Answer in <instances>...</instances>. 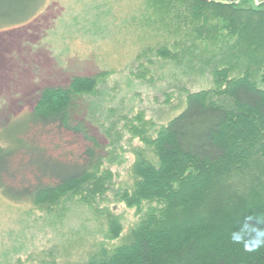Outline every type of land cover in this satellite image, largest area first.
Here are the masks:
<instances>
[{"label": "trees", "instance_id": "16d2710c", "mask_svg": "<svg viewBox=\"0 0 264 264\" xmlns=\"http://www.w3.org/2000/svg\"><path fill=\"white\" fill-rule=\"evenodd\" d=\"M43 2L0 0V24L24 25ZM142 4L143 24L154 36L173 38L156 54L180 64L188 77L209 73L212 86L185 91L190 117L182 110L157 129L143 113L129 121L130 141L137 138L140 145L132 147L131 182L114 194L136 209L139 220L127 242L75 264H264V0ZM95 86L94 77L48 86L28 113L6 124L1 136L8 142L0 146L3 197L57 216L69 201L100 209L115 186V174L102 161H113L117 153L96 155L86 123L71 119L81 106L78 98ZM64 132L80 135L84 150L47 142ZM122 137L118 133L112 145ZM105 210L106 238L118 239L122 224Z\"/></svg>", "mask_w": 264, "mask_h": 264}, {"label": "rangeland", "instance_id": "374dc122", "mask_svg": "<svg viewBox=\"0 0 264 264\" xmlns=\"http://www.w3.org/2000/svg\"><path fill=\"white\" fill-rule=\"evenodd\" d=\"M143 8L142 0H44L24 25L0 24V146L8 142L1 136L3 128L28 113L42 89L68 87L73 77H94L95 90L78 98L81 106L73 110L71 119L86 123L96 142V155L117 153L113 161H102L115 174V186L94 212L69 201L61 206L64 215L57 216L0 193V264H75L87 260L89 253L99 254L103 248L127 242L140 215L117 202L114 193L123 182H131L132 147L140 145L137 138L130 141L129 121L143 113L157 129L182 110L189 114L184 108L185 91L212 86L209 73L192 72L189 78L180 64L156 54L173 38L154 36L155 30L143 24ZM118 133L123 137L115 147L110 140ZM48 140L51 145L63 143L78 150L87 145L71 132ZM48 148L54 155L61 153ZM105 209L122 224L118 239L106 238Z\"/></svg>", "mask_w": 264, "mask_h": 264}, {"label": "water", "instance_id": "95a60500", "mask_svg": "<svg viewBox=\"0 0 264 264\" xmlns=\"http://www.w3.org/2000/svg\"><path fill=\"white\" fill-rule=\"evenodd\" d=\"M221 1L233 2V1H236V0H221Z\"/></svg>", "mask_w": 264, "mask_h": 264}]
</instances>
